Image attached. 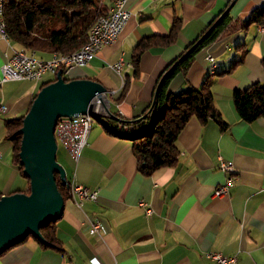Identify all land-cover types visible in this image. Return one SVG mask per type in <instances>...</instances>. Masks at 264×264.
<instances>
[{
    "label": "crops",
    "instance_id": "1",
    "mask_svg": "<svg viewBox=\"0 0 264 264\" xmlns=\"http://www.w3.org/2000/svg\"><path fill=\"white\" fill-rule=\"evenodd\" d=\"M113 1L103 0V4L110 6ZM230 1L126 0L132 15L118 39L104 46L87 66L71 67L63 77L91 78L109 90L97 103L96 115L117 117L120 111L123 120L140 121L164 68ZM262 4L264 0H235L229 14L244 20ZM176 17L181 19L177 39L166 46L148 47L135 74L134 47L143 38L169 35ZM16 51L26 52L9 39L0 41V104L8 107L0 114V196L30 186L14 162L5 120L25 115L42 84L54 79L47 74L38 81L2 82L1 66ZM35 54L48 60L53 53ZM243 54V62L231 72L217 75ZM263 56L264 32L253 24L203 47L186 78L180 73L172 79L169 89L178 92L188 86L199 88L213 74L215 106L227 124L222 129L214 120L202 124L191 118L177 138L179 155L173 166L143 175L137 169L132 141L108 134L98 120L76 164L59 146L69 181L98 189V199L78 207L68 196L55 223L59 248H46L29 238L2 253L0 264H214L205 255L213 250L237 255L236 264H264V119L241 120L233 103L236 89L244 90L254 82L264 85ZM120 60L122 69L116 71L112 65ZM125 83L128 89L120 99ZM220 157L233 162L235 169L236 183L227 195H215L226 178ZM139 200L150 205L152 214L147 215ZM89 220L102 223L101 239L89 232Z\"/></svg>",
    "mask_w": 264,
    "mask_h": 264
},
{
    "label": "trees",
    "instance_id": "2",
    "mask_svg": "<svg viewBox=\"0 0 264 264\" xmlns=\"http://www.w3.org/2000/svg\"><path fill=\"white\" fill-rule=\"evenodd\" d=\"M232 2L233 0L230 1ZM108 7L103 4V0H4L3 18L6 22L8 39L23 46L26 52L71 54L87 41L90 29L100 17L107 15L104 13ZM220 15L216 16L205 30L164 68L156 82L153 98L144 119L126 121L118 115L117 117L96 114L93 116L108 134L132 141L137 169L145 176L152 175L161 167L176 164L179 155L177 138L191 118H197L202 124L211 119L219 123L222 129L227 127L215 106L212 92L213 74H208L199 88L188 86L178 92L169 89L172 79L177 74L181 73L186 78L195 55L203 47L225 35L246 30L253 24H263L264 4L256 6L244 20L233 19L227 13L217 21ZM180 28L181 19L176 17L169 35L150 36L137 43L132 54L135 74L139 72L143 52L156 43L161 46L173 43L178 37ZM243 60L244 54L236 59L229 69L222 70L217 75L231 72ZM261 63L264 67V56ZM64 73L65 69L62 68V76ZM55 80L56 77L43 83L42 87ZM127 89L128 83H125L120 99L124 97ZM233 103L241 120L251 123L260 118L264 119V85L254 82L244 90L236 89L233 93ZM23 118L24 115L5 120L6 139L12 144L14 162L21 174H23V165L20 162L19 152L22 135L18 130L22 126ZM27 180L29 181L28 178ZM55 180L58 190L66 200L69 196V177L67 176V181L64 182L60 175L55 173ZM24 192L29 193V188ZM55 223L56 221H50L40 228L46 243L29 235L19 244L33 238L43 247L59 248L55 237Z\"/></svg>",
    "mask_w": 264,
    "mask_h": 264
},
{
    "label": "water",
    "instance_id": "3",
    "mask_svg": "<svg viewBox=\"0 0 264 264\" xmlns=\"http://www.w3.org/2000/svg\"><path fill=\"white\" fill-rule=\"evenodd\" d=\"M234 1L217 21L229 13ZM108 92L98 80H66L62 70H58L56 80L43 86L33 99L18 130L22 135L20 162L24 176L29 179V193L0 196V255L29 235L46 243L40 228L57 221L65 207L55 180L58 173L62 181H67L66 169L57 160L59 147L55 127L58 119L93 112L96 103Z\"/></svg>",
    "mask_w": 264,
    "mask_h": 264
},
{
    "label": "built area",
    "instance_id": "4",
    "mask_svg": "<svg viewBox=\"0 0 264 264\" xmlns=\"http://www.w3.org/2000/svg\"><path fill=\"white\" fill-rule=\"evenodd\" d=\"M4 11V0H0V14ZM107 14V22H102L100 27L95 30L93 38H87V41L78 49L80 50V58H71L70 53L54 52L48 60L36 56H19L18 51L11 55L1 66L2 82L12 80H41L47 74L56 77L58 70L71 67H85L97 55V53L107 45L114 43L127 21L132 15L131 11L126 8V0H114L104 13ZM260 31L264 32V23L260 25ZM8 39L5 18H0V41ZM207 59L214 65V58L211 55ZM123 61L120 60L112 65L116 71H121ZM8 111V107L0 104V114ZM121 112H118V116ZM92 124L79 114L77 119L70 117H61L58 119L55 127V137L58 147H63L70 160L76 164L79 161L83 148L88 144L89 135ZM220 169L226 173L225 182L216 188L215 195H227L231 188L235 186L236 177L234 174L233 162L225 161L221 157ZM69 196L74 200L75 204L80 207L86 201H96L99 196L98 189H91L85 185L78 184L75 181L69 183ZM139 205L146 208L147 215L152 214V208L145 200H139ZM89 232L98 238L104 235V227L98 220H89ZM206 257L214 262V264H236L237 255L227 256L220 251H209Z\"/></svg>",
    "mask_w": 264,
    "mask_h": 264
},
{
    "label": "bare ground",
    "instance_id": "5",
    "mask_svg": "<svg viewBox=\"0 0 264 264\" xmlns=\"http://www.w3.org/2000/svg\"><path fill=\"white\" fill-rule=\"evenodd\" d=\"M0 18H3V14H0ZM102 22H107V15L106 16H102L100 17L92 26V28L90 29L89 33H88V38H93V36L95 35V30L97 28L100 27ZM18 55L19 56H33V54H29L27 52H23V51H18ZM71 58H80V50H77L73 53L70 54ZM57 76V75H56ZM79 116V114L70 116V119H77V117ZM93 112H87L85 114H83V117H86L87 120H89V122L92 124L93 122Z\"/></svg>",
    "mask_w": 264,
    "mask_h": 264
},
{
    "label": "rangeland",
    "instance_id": "6",
    "mask_svg": "<svg viewBox=\"0 0 264 264\" xmlns=\"http://www.w3.org/2000/svg\"><path fill=\"white\" fill-rule=\"evenodd\" d=\"M98 103H99V102H98ZM96 107H97V103H96L95 108L93 109V114L96 112V109H97ZM93 121H94V122H92L93 125L97 124V120H94V119H93ZM60 156H61L60 151H58V152H57V160H58L60 163H63V165L67 168V167H68L67 164L63 162V160H62V158H61Z\"/></svg>",
    "mask_w": 264,
    "mask_h": 264
}]
</instances>
